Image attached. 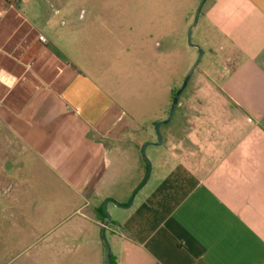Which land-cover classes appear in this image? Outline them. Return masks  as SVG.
Instances as JSON below:
<instances>
[{
  "label": "crops",
  "instance_id": "obj_1",
  "mask_svg": "<svg viewBox=\"0 0 264 264\" xmlns=\"http://www.w3.org/2000/svg\"><path fill=\"white\" fill-rule=\"evenodd\" d=\"M5 1L0 240L27 242L30 227L42 243L36 254H52V264H91L90 254L105 264L104 229L113 264H264V0L204 2L199 43L207 57L180 93L176 122L169 126L174 112L160 127L159 145L150 143L173 90L165 49L152 46L154 68L143 64L149 70L136 93L118 87L133 55L125 44L133 14L84 10L92 0ZM147 143L151 173L129 205L147 175ZM31 211L39 220H28ZM48 211L64 213L45 220Z\"/></svg>",
  "mask_w": 264,
  "mask_h": 264
},
{
  "label": "rangeland",
  "instance_id": "obj_2",
  "mask_svg": "<svg viewBox=\"0 0 264 264\" xmlns=\"http://www.w3.org/2000/svg\"><path fill=\"white\" fill-rule=\"evenodd\" d=\"M199 2L200 0H118L117 2L115 0H92V2L86 4L84 10H102L107 12L123 10L124 12L133 14L134 16L132 20H128L136 27V29L134 27L133 31L130 33V41L128 40L130 36H127L129 34L126 33L125 35V44L128 45L129 42L132 54L134 56L131 55L129 58H127V61L124 65L126 66L124 71H121L120 73L118 72V77L120 80L117 81L118 87H120L121 91H132L136 93V91L140 89L139 86H141V81H144L145 79V75L147 73L146 70H149V67L150 70L154 68L152 63L153 61L151 60L152 57L150 56L152 55V46H156V50L160 51L161 53L165 49L166 82L168 83V80L170 81L173 88L172 94L181 88L188 72L198 60L199 50H202V47L199 43V30L202 23V14L205 6L202 7L197 23L192 28L188 38V31L193 24L195 12ZM76 9L81 11V9L78 7H76ZM147 32L151 33L152 35L147 36L145 34ZM96 46L99 47L100 51L103 50L102 44H91L93 50H95ZM194 46H198L200 49H196ZM206 57V54H204V56L201 55V58L196 66L197 68H202ZM180 59H182V63H180ZM155 61V70L157 74L156 85L158 91L161 89L160 86L162 85H159L160 83L158 82V80L162 81V74L160 75L159 73L160 68H162L160 65H163L162 54H158L155 58ZM143 64H148L147 66L149 67L145 68ZM193 73L196 74V71ZM185 87L182 90L183 93L187 89ZM179 104L180 103H178L177 100L174 111L175 115H173V119L170 121L169 126L176 122V116L179 112ZM128 109L129 111L131 110V102H129ZM160 136L162 140V131ZM150 150L151 149H146L144 154H141L142 164L146 169V173L148 172L149 168L151 173L152 151ZM145 164H147L146 167ZM144 179L145 178L138 182L139 184H137V181L135 180L131 182L136 183L135 187L133 188L134 192ZM126 186L130 185L127 184ZM40 213L41 212L38 211L29 212L28 220H39L37 216ZM62 213L64 212L48 211L46 213L43 212L42 214L45 220H52L57 217L58 214L61 215ZM106 213L110 218L112 217L111 207L106 208ZM12 215L13 218L20 220L18 225H25V216L19 215V217H17L14 212ZM28 225L31 226L30 221ZM28 228L29 237L27 242L23 240V238L20 239L21 242H15L16 240L14 237H12V239L6 243H4L3 240H0V264H43L44 256L46 257V263L44 261V264H52V254H36V251L42 247V243H36L37 238L34 235V232L30 227ZM49 229V225L44 223L43 226H41L40 232L45 234ZM14 231L15 228L12 229L11 234H14ZM107 237V235H104V241L109 246ZM51 238V233L49 232L46 239L50 240ZM83 247L86 249V252L89 253H92V249H94L90 243L84 244ZM90 255L93 258L90 259V263L94 264L93 261L95 254Z\"/></svg>",
  "mask_w": 264,
  "mask_h": 264
},
{
  "label": "water",
  "instance_id": "obj_3",
  "mask_svg": "<svg viewBox=\"0 0 264 264\" xmlns=\"http://www.w3.org/2000/svg\"><path fill=\"white\" fill-rule=\"evenodd\" d=\"M206 0H200L199 4H198V7L196 9V12H195V16H194V21H193V24L191 25V27L189 28V31H188V38L190 36V33H191V30L192 28L196 25L197 23V20H198V16L200 14V11L202 9V6L204 4ZM196 49H200L198 46H194ZM201 55H202V51L199 50V57H198V60L196 61V63L194 64V66L191 68V70L188 72L187 76H186V79L183 83V85L181 86V88L179 90H177V92L175 93L173 99H172V103H171V106H170V110H169V113H168V116L165 120H162V121H159L155 124V132H156V142L155 143H150V144H154V145H159L161 143V136H160V127L166 123H168L173 115V112L175 110V107H176V104H177V100L179 98V95L181 93V91L183 90V88L186 86L187 84V81L189 80V77L191 76L192 72L195 70L200 58H201ZM147 145H149L148 143L143 145L142 149H141V153L144 154V151H145V148L147 147ZM149 175H150V168L147 172V175L145 177V179L143 180V182L140 184V186L135 190V192L137 190H139L143 185H145V183L147 182V180L149 179ZM135 192L133 193L132 195V200L130 201L129 205L132 204V201H133V197L135 195ZM108 202H111L109 200L105 201L102 205V209L103 211L105 212L106 214V220L104 222V228L108 225V223L110 222V217L107 215L106 213V206L108 204ZM128 205V206H129ZM128 206H120V207H128ZM103 236L105 235V230L103 229ZM106 244V243H105ZM106 248H107V254H106V259H105V264H109L110 262V249H109V246L106 244Z\"/></svg>",
  "mask_w": 264,
  "mask_h": 264
},
{
  "label": "trees",
  "instance_id": "obj_4",
  "mask_svg": "<svg viewBox=\"0 0 264 264\" xmlns=\"http://www.w3.org/2000/svg\"><path fill=\"white\" fill-rule=\"evenodd\" d=\"M176 92H177V91H175V92L172 94V99H173V97H174V95H175ZM99 214H100V216L102 217V220L105 222V220H106V214H105V212L103 211L102 208L99 210ZM109 264H113V262H112V258H110V262H109Z\"/></svg>",
  "mask_w": 264,
  "mask_h": 264
},
{
  "label": "built area",
  "instance_id": "obj_5",
  "mask_svg": "<svg viewBox=\"0 0 264 264\" xmlns=\"http://www.w3.org/2000/svg\"><path fill=\"white\" fill-rule=\"evenodd\" d=\"M2 1H4L5 3V5H10L11 6V2H7V1H5V0H2ZM0 10H2V8L0 7ZM38 41L39 42H41V43H45L46 42V40H45V38L43 37V36H39L38 37Z\"/></svg>",
  "mask_w": 264,
  "mask_h": 264
}]
</instances>
